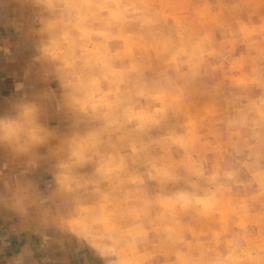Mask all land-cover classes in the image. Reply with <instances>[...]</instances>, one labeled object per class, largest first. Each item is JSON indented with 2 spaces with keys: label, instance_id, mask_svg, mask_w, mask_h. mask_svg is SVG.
Segmentation results:
<instances>
[{
  "label": "rangeland",
  "instance_id": "374dc122",
  "mask_svg": "<svg viewBox=\"0 0 264 264\" xmlns=\"http://www.w3.org/2000/svg\"><path fill=\"white\" fill-rule=\"evenodd\" d=\"M63 1L120 264H264V0Z\"/></svg>",
  "mask_w": 264,
  "mask_h": 264
},
{
  "label": "clouds",
  "instance_id": "9594fccd",
  "mask_svg": "<svg viewBox=\"0 0 264 264\" xmlns=\"http://www.w3.org/2000/svg\"><path fill=\"white\" fill-rule=\"evenodd\" d=\"M33 7L49 0H20ZM36 55L26 75L32 80L33 93L9 102L0 110V154L14 161H47L52 180L43 186L25 173L4 181L0 190V207L27 225L40 231L74 234L91 247L99 264H120L119 249L110 242L109 219L103 211V176L96 165L86 159L77 135L78 121L66 111L68 95L63 90L60 57L50 43L52 30L41 25L29 32ZM56 82L57 89L50 85ZM54 108L64 122V129H52L44 122L47 111ZM30 248H22L13 264H31Z\"/></svg>",
  "mask_w": 264,
  "mask_h": 264
},
{
  "label": "crops",
  "instance_id": "0c3cea01",
  "mask_svg": "<svg viewBox=\"0 0 264 264\" xmlns=\"http://www.w3.org/2000/svg\"><path fill=\"white\" fill-rule=\"evenodd\" d=\"M50 2L33 7L30 2L22 4L20 0H0V110L24 93L29 98L33 93L32 80L26 75V68L36 55L33 39L29 36L31 29L42 24L50 26L53 51L60 59L65 58L64 53H69L65 45L70 42L67 32L71 26L68 17L70 4L63 0ZM58 63L63 68V90L68 95L65 110L81 109L83 103L79 101L80 98L72 96L69 89L71 69L60 60ZM50 87L57 89V83L53 82ZM78 115L85 119L81 111ZM44 122L52 129H64L61 115L54 108L47 111ZM35 163L36 166H33L27 160L14 161L0 154V190L3 189L4 181H12L22 172L41 186L51 181L53 174L47 161L37 159ZM25 247L31 249V264H99L93 250L81 237L36 230L0 207V264H13L14 257Z\"/></svg>",
  "mask_w": 264,
  "mask_h": 264
}]
</instances>
